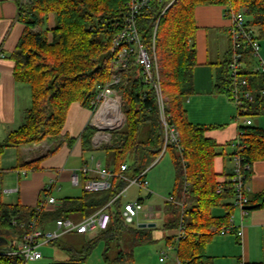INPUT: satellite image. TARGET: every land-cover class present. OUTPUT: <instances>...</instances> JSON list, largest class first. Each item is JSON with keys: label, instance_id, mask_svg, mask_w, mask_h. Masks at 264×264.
<instances>
[{"label": "trees", "instance_id": "16d2710c", "mask_svg": "<svg viewBox=\"0 0 264 264\" xmlns=\"http://www.w3.org/2000/svg\"><path fill=\"white\" fill-rule=\"evenodd\" d=\"M126 3L127 0H33L24 6L19 4V16L26 28L12 54L14 77L30 86L31 105L25 111L23 124L0 145V154L10 144L58 141L70 105L80 102L91 107L97 90L110 79L111 40L122 21ZM201 5L244 10L250 29L259 40L264 39V0H181V4L177 8L172 6L159 23L156 52L161 85L167 99L169 121L179 131L181 145L180 149L168 146L173 151L175 182L171 194L173 201L168 200L165 205L163 229L181 228L176 248L180 264H214L206 246L229 225L235 209L233 202H227L234 196L232 183L229 178L217 181L214 171V158L220 153L218 145L206 137L207 127L188 120L184 106L194 92L198 30L195 10ZM150 38L148 35L147 41ZM247 59H250L249 54ZM245 74L253 91L264 88L263 74ZM227 75L228 61L217 64L218 92L226 93ZM118 90L123 97L126 122L122 129L113 131L111 143L101 147L107 155L106 168L114 174L111 190L105 193L85 191L82 198H65L62 206L57 207L61 208L54 212L0 203V231H10L20 239L26 230L21 224L30 218L38 217L43 227L48 221L71 218L75 214L86 217L126 187L122 175L135 177L153 164L164 142L155 94L143 84L140 68L134 63L123 73ZM262 113L264 98L258 97L247 106L246 116ZM94 132L90 126L84 130L81 137L84 149H91ZM237 141L244 145L243 162L251 165L247 174L249 181L254 161L264 160V131L252 124L240 125ZM124 164L127 168L122 171ZM222 183L223 192L217 193ZM249 205L264 207V191L249 195ZM220 206L226 213L217 217L213 209ZM111 216L108 228L86 237L80 247L72 242L60 245L59 238L52 241L68 254L66 260L47 263L42 258L30 264H90L88 259L100 241L105 244V264H135V248L156 242L154 228L128 224L119 211L112 212ZM173 237L176 236L167 239ZM17 242L6 251L2 250L5 245L0 246V264L25 263L21 255L8 254L16 249Z\"/></svg>", "mask_w": 264, "mask_h": 264}, {"label": "crops", "instance_id": "0c3cea01", "mask_svg": "<svg viewBox=\"0 0 264 264\" xmlns=\"http://www.w3.org/2000/svg\"><path fill=\"white\" fill-rule=\"evenodd\" d=\"M19 3L20 0H0V145L23 124L25 111L31 105L30 86L14 77L15 63L12 54L26 28L19 16ZM224 11L225 7L219 5H201L195 10L198 30L195 42L197 65L193 72L194 92L184 104L188 120L192 124L207 127L206 137L218 145L220 153L214 158L213 166L219 182L228 180L233 171L234 143L238 138L240 125H247L244 117L238 118L237 108L228 96L218 92L216 88L217 64L229 60V20L224 16ZM261 56L264 60V50ZM92 117L90 108L80 102H73L58 141L5 146L0 154V203L20 204L35 209L49 196L60 201L61 206L65 198H82L86 179L97 176V167H108L106 152L101 149L109 141L106 137L108 133L99 132L91 124ZM246 117L251 119L252 125L264 131V113ZM89 126L95 132L91 138V149H84L81 137ZM84 167L88 169L87 173L83 172ZM74 174L77 183L72 181ZM248 187L251 196L264 191V160L254 161ZM151 194V190L144 195L139 191L138 196L131 201H123L121 197L118 207L121 209L125 203L136 200L144 204L145 198ZM227 202L232 203L233 198ZM107 203L86 217L95 214ZM59 208L51 206L46 211L54 212ZM165 208L166 206L159 215L160 224L145 221L146 218L151 220L155 216L151 211H142L140 214L139 225L155 224L154 239L155 231L164 230ZM225 213L223 206L213 209V214L217 217ZM232 215V224L236 229L243 225L242 237L234 231L217 234L208 242L207 254L213 258L214 264H264V207L252 208L244 215L235 208ZM86 217L75 214L66 219L80 222ZM43 227L54 229L55 220L46 222ZM168 230H172L177 237L179 228ZM96 234L97 232H90L85 235L88 238ZM159 235L163 236L161 231ZM7 240L9 243V236Z\"/></svg>", "mask_w": 264, "mask_h": 264}, {"label": "built area", "instance_id": "2783aa9c", "mask_svg": "<svg viewBox=\"0 0 264 264\" xmlns=\"http://www.w3.org/2000/svg\"><path fill=\"white\" fill-rule=\"evenodd\" d=\"M32 1L20 0L19 4L20 6H24ZM177 1L127 0L126 11L111 40L110 79L97 90L90 107L93 113L91 124L99 132H108L110 134V132L124 127L126 115L123 112V97L118 90V86L122 81L123 73L131 63H134L140 68L143 84L155 94L157 111L164 132L162 153L170 145H175L178 149L181 148L180 133L170 123L169 115L166 111L167 99L162 90L156 52V36L159 23ZM224 16L229 20L228 36L230 43L227 85L225 87L226 93L224 94L236 106L238 118L244 117L245 123L250 125L251 119L246 117L247 106L258 97L264 98V88L257 92L253 91L250 80L245 73L250 72L264 75V60L260 54L261 45L259 39L247 23V15L244 10H235L231 6H226ZM148 35L151 36V40L149 39V41L146 39ZM248 54L250 55V59L246 60V55ZM234 144V167L229 181L232 183L234 189L233 205L244 215L248 212L245 206L249 205L250 190L247 174L251 170V165L243 162L241 152L244 145H241L237 139ZM126 168V164L121 166L122 171L126 170ZM87 171L88 169L84 167L83 172L87 173ZM96 173V177L86 179L84 190L93 193L111 190L112 178L114 176L112 171L104 167H97ZM145 176L146 171L132 178L122 175L123 179L127 182L126 187L115 194L104 208L80 222L59 218L55 221L54 229H46L40 226L38 217L30 218L27 223L21 224L22 227H26V230L18 240L16 249L8 252V254L21 255L25 261L24 264L36 262L43 258V253L40 250L41 246L51 243L64 234L71 232L87 234L107 229L111 223V214L114 211H119L126 223L139 224L138 220L143 209V203L140 200L128 202L120 209L118 202L121 197L126 195L130 186L135 185L141 189L149 188ZM72 181L74 183L78 182L75 174ZM216 191L217 193L223 192V183L217 187ZM169 200L173 201V197H170ZM60 204V201L49 196L36 209L42 212L51 206L57 208ZM232 218L233 215L231 216L229 225L224 227L219 234L223 235L234 231L239 237H242L243 225L236 229L232 224ZM13 223L17 224L15 221ZM180 233L181 228H179L176 240L179 238ZM164 260V257L160 258V261ZM175 260L177 264H180L177 259Z\"/></svg>", "mask_w": 264, "mask_h": 264}, {"label": "rangeland", "instance_id": "374dc122", "mask_svg": "<svg viewBox=\"0 0 264 264\" xmlns=\"http://www.w3.org/2000/svg\"><path fill=\"white\" fill-rule=\"evenodd\" d=\"M180 4L181 0L177 1L173 5V7L177 8ZM259 42H261L260 54L262 55V52L264 50V39H260ZM112 133L113 131L110 132V134H106V137L109 140H107L109 142H107V145L111 143ZM172 152L173 151L170 148H167L164 153H162L161 151L158 158L153 162L151 166L148 167L145 179L149 184V188L139 189L137 186L133 185L130 186L129 190L127 191L126 197L124 198L123 196V201H131L138 196L139 191L140 193L142 192V195L146 194L148 190L152 191L151 196L145 198L142 211H148V213L151 211L155 216L151 220L150 218H146L145 221H153L157 224H160L161 220L159 219V215L164 209L166 202L170 199L171 194L173 193L175 170L172 162ZM160 231L161 234H163L162 237H160L159 235ZM172 232V230L155 231L154 236L156 242L137 246L134 250L135 264H177L175 262L176 248L178 245L176 237H173L171 239H167L166 237L172 236ZM174 235L175 234H173V236ZM86 237L87 235L85 234L83 235L71 232L61 236L58 240V244L69 245L68 242H72L74 245H76V247H80ZM17 240H19L17 237L9 236V243L8 245L2 247V250H8L9 247L12 244H15ZM104 249L105 244L104 242L100 241L90 255L88 259L89 263L105 264L103 257ZM40 250L43 253V261L47 263L54 261H64L68 258V254L64 250L60 249L57 244L49 243L43 245L41 246ZM161 257L165 258V262L160 261Z\"/></svg>", "mask_w": 264, "mask_h": 264}, {"label": "water", "instance_id": "95a60500", "mask_svg": "<svg viewBox=\"0 0 264 264\" xmlns=\"http://www.w3.org/2000/svg\"><path fill=\"white\" fill-rule=\"evenodd\" d=\"M252 208H253L252 205L245 206V209L247 210H250ZM154 226H155L154 223H142L139 225V227H154ZM8 236H15V234L10 231H0V246L8 243V240H7Z\"/></svg>", "mask_w": 264, "mask_h": 264}]
</instances>
